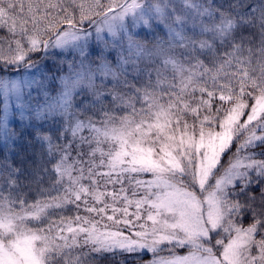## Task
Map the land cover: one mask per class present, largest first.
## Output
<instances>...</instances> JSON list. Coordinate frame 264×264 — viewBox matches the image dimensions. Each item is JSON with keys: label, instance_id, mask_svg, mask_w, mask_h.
I'll list each match as a JSON object with an SVG mask.
<instances>
[{"label": "snow or ice", "instance_id": "1", "mask_svg": "<svg viewBox=\"0 0 264 264\" xmlns=\"http://www.w3.org/2000/svg\"><path fill=\"white\" fill-rule=\"evenodd\" d=\"M0 98V264H264V0H0Z\"/></svg>", "mask_w": 264, "mask_h": 264}, {"label": "trees", "instance_id": "2", "mask_svg": "<svg viewBox=\"0 0 264 264\" xmlns=\"http://www.w3.org/2000/svg\"><path fill=\"white\" fill-rule=\"evenodd\" d=\"M164 37L165 36V32L163 30L159 31L158 33H149L148 35H144L142 34V36H139L137 37L141 42L143 43H147V44H152L155 42V37ZM48 67L49 69L52 68V62H48ZM50 75H53L55 74L56 76H61V75H64L65 73H63L61 70L60 71H55V69H52V71L49 72ZM57 81V80H56ZM54 85V84H53ZM56 85V84H55ZM16 119L14 120V122L12 123L16 128L17 130L19 129V125H20V121H16ZM24 150V146L23 145H18V151H21L23 152ZM3 154V145L0 144V155ZM150 256H146L144 257L145 260L149 259ZM136 264H139V262L137 261Z\"/></svg>", "mask_w": 264, "mask_h": 264}, {"label": "rangeland", "instance_id": "3", "mask_svg": "<svg viewBox=\"0 0 264 264\" xmlns=\"http://www.w3.org/2000/svg\"><path fill=\"white\" fill-rule=\"evenodd\" d=\"M137 31H139V29H137ZM140 36H142V34L140 35ZM99 46H97L95 43H93V45H92V48L90 49V51L92 52V54H93V56H92V58L93 59H95V56H96V54L99 52ZM74 58H75V60L76 61H78V59H79V57H78V55H76V54H73V53H68V54H65V55H63V56H58L57 57V59L58 60H60V59H64V60H67V61H73L74 60ZM111 58V57H110ZM50 62H52L51 60H49ZM49 61H47L46 62V67L47 68H49L48 67V62ZM61 71L63 72V73H65L64 75H67L68 74V65H67V63H64L63 65H61ZM50 75V74H49ZM51 76V75H50ZM56 84V85H55ZM59 90V80H57V81H55L54 82V85L52 86V90H51V94L52 95H55L56 94V92ZM33 95H35V93H33ZM0 107H2V98H0ZM0 115H2V111H0ZM14 120L15 119H12V123L14 122ZM16 121H18L17 119H16ZM15 121V122H16ZM164 254H166V253H164Z\"/></svg>", "mask_w": 264, "mask_h": 264}]
</instances>
